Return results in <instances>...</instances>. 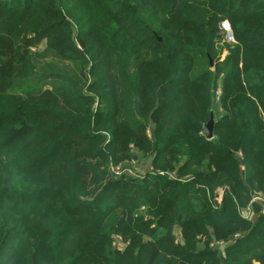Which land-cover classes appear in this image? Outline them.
Segmentation results:
<instances>
[{"label": "trees", "instance_id": "obj_1", "mask_svg": "<svg viewBox=\"0 0 264 264\" xmlns=\"http://www.w3.org/2000/svg\"><path fill=\"white\" fill-rule=\"evenodd\" d=\"M258 194L264 0H0V264H264Z\"/></svg>", "mask_w": 264, "mask_h": 264}, {"label": "rangeland", "instance_id": "obj_2", "mask_svg": "<svg viewBox=\"0 0 264 264\" xmlns=\"http://www.w3.org/2000/svg\"><path fill=\"white\" fill-rule=\"evenodd\" d=\"M232 38H233V36H232ZM233 40H234V38H233ZM229 42H231V41H229ZM225 54H226V52H224L222 54V57L221 58H223ZM218 94L219 93L216 92V96H218ZM216 112L217 113H216L215 117L217 115H220V112L219 111H216ZM143 167H144L143 165L137 164V165H134L133 167H131L130 169L126 170V171H127L128 174L132 173V174L138 175V174L142 173ZM254 210H255V205L253 203V204L249 205L246 210L242 211V214L245 215L247 218H252L254 216L255 217H258L260 215H263L264 216V207H260L257 212L254 211Z\"/></svg>", "mask_w": 264, "mask_h": 264}, {"label": "water", "instance_id": "obj_3", "mask_svg": "<svg viewBox=\"0 0 264 264\" xmlns=\"http://www.w3.org/2000/svg\"><path fill=\"white\" fill-rule=\"evenodd\" d=\"M213 83V82H212ZM215 124V117L213 111L210 112L209 115V120L208 122L204 125V134L207 139H211L213 136V128ZM220 250L225 249V245L217 246Z\"/></svg>", "mask_w": 264, "mask_h": 264}, {"label": "built area", "instance_id": "obj_4", "mask_svg": "<svg viewBox=\"0 0 264 264\" xmlns=\"http://www.w3.org/2000/svg\"><path fill=\"white\" fill-rule=\"evenodd\" d=\"M223 29L226 31V38L228 41H231V42H234L233 38H232V34L230 32V27L228 25V23H223L222 25ZM252 203H255V204H259L260 207H264V196L263 195H255L253 198H252ZM251 203V204H252ZM249 204V205H251ZM248 205V206H249Z\"/></svg>", "mask_w": 264, "mask_h": 264}]
</instances>
